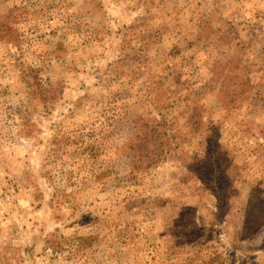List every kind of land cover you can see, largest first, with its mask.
<instances>
[{
    "label": "rangeland",
    "instance_id": "rangeland-1",
    "mask_svg": "<svg viewBox=\"0 0 264 264\" xmlns=\"http://www.w3.org/2000/svg\"><path fill=\"white\" fill-rule=\"evenodd\" d=\"M0 264H264V0H0Z\"/></svg>",
    "mask_w": 264,
    "mask_h": 264
},
{
    "label": "trees",
    "instance_id": "trees-1",
    "mask_svg": "<svg viewBox=\"0 0 264 264\" xmlns=\"http://www.w3.org/2000/svg\"><path fill=\"white\" fill-rule=\"evenodd\" d=\"M247 230H248V229H247V227H246V228L244 229V231H246V232H247Z\"/></svg>",
    "mask_w": 264,
    "mask_h": 264
}]
</instances>
